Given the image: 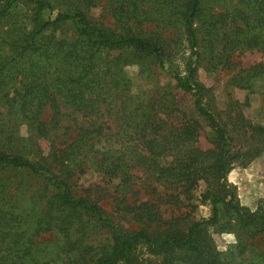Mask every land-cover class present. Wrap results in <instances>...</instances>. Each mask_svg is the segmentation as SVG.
Listing matches in <instances>:
<instances>
[{"label": "trees", "instance_id": "trees-1", "mask_svg": "<svg viewBox=\"0 0 264 264\" xmlns=\"http://www.w3.org/2000/svg\"><path fill=\"white\" fill-rule=\"evenodd\" d=\"M102 1L0 0V264H134L141 250L184 252L186 264H264V250L249 241L264 235V211L243 206L228 183L236 163L264 155V126L245 122L242 112L220 118L198 79L202 65L232 68L238 53H264V0L207 12L205 0ZM98 6L119 29L92 17ZM184 44L186 74L173 77L194 97L193 115L170 88L140 99L123 83L122 53L106 60L112 50H129L156 71ZM104 68L107 93L91 86ZM257 79L264 81V61L241 68L234 83L252 89ZM202 122L211 148L196 145ZM90 153L105 181L97 188L113 184L121 193L113 212L91 196L94 188L77 189L74 177ZM202 181L209 217L165 216L167 205L195 208ZM225 214L247 234L239 236L237 263L222 259L207 235ZM49 233L56 251L41 239Z\"/></svg>", "mask_w": 264, "mask_h": 264}, {"label": "rangeland", "instance_id": "rangeland-1", "mask_svg": "<svg viewBox=\"0 0 264 264\" xmlns=\"http://www.w3.org/2000/svg\"><path fill=\"white\" fill-rule=\"evenodd\" d=\"M237 0H205L204 7L206 12L209 10H224L236 4ZM104 3V0L102 1ZM18 11L24 9L23 4H19ZM56 11L48 12L43 10V15L55 16ZM92 17L100 24L111 28L119 29L116 25V20L113 15L105 10L102 6L92 9ZM122 53V62L124 73L123 76L131 85V92L139 95L140 99L146 98V93H151L154 90H161L163 87L170 88L177 97L178 105L181 106L188 114H194V97L189 92H184L175 87L176 80L174 79L173 71L177 70L182 75L186 74V62L190 55V50L186 45H181L176 49V54L171 60V64L166 68H157L152 71L154 66H149L146 59L137 56L129 50H112L108 53L109 62L114 63V59ZM107 53H104L105 57ZM112 60V61H111ZM236 66L232 68H217L207 69L203 65L199 69L198 79L206 87V103L216 112L220 118L227 120L235 117L238 112H242L245 122H253L264 126V81L257 79L252 89L239 88L234 83V77L241 68H248L255 63L264 61V53L258 50H245L234 56ZM108 62V63H109ZM105 68L96 72L98 81L95 80L91 86L95 91L107 93L108 89L105 83H100L105 75ZM110 87V85H108ZM123 86V85H122ZM112 87V86H111ZM13 123V121H12ZM203 127L200 131V137L196 143L197 146L207 149L212 147L211 135L209 128L205 122H202ZM18 131L23 136H28V132L24 125L19 126ZM49 142L41 141L42 149L47 152ZM94 153H90L86 158V167L83 173H77L74 179H77V189L79 192L84 193L83 190L92 187L91 196H101L100 203L110 212L116 208L117 201L114 197L121 196L119 191H115L113 184L107 185L108 190L102 191L97 188L98 184L105 186L102 174L94 168ZM139 175L142 172L138 171ZM118 180H115L117 183ZM228 183L235 187L238 199L243 206L255 211L261 209L264 211V155L257 156L247 163H236L228 175ZM205 189V182H201L198 189L194 191V198L191 203L187 204L180 209L169 207L168 205L165 216L189 214V218L201 219L209 217L211 214L210 207L202 204L199 200L201 193ZM86 192V191H85ZM143 199L148 198L144 193L141 194ZM129 197H132L130 195ZM173 213V214H172ZM139 224L136 222L126 223V227L138 228ZM211 240V244L215 251L221 255L222 259L233 261L235 263L240 261L238 253L239 236L247 237L241 231L235 222L229 218L228 214L223 215L221 222L218 225L212 226L207 232ZM42 241L46 247L52 251L55 250L54 234L49 233L42 236ZM255 251L264 250V235L259 234L254 240ZM140 251V250H139ZM184 252L168 253L162 256H154L146 253L144 250L138 252L134 264H186L183 256ZM50 264H59L52 262Z\"/></svg>", "mask_w": 264, "mask_h": 264}]
</instances>
